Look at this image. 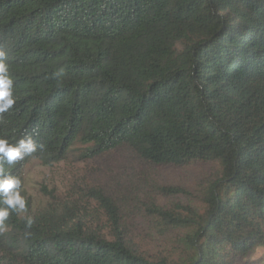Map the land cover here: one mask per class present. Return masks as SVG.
<instances>
[{"label":"trees","instance_id":"16d2710c","mask_svg":"<svg viewBox=\"0 0 264 264\" xmlns=\"http://www.w3.org/2000/svg\"><path fill=\"white\" fill-rule=\"evenodd\" d=\"M0 48L16 100L0 138L44 145L5 165L22 196L28 163L76 145L82 162L127 146L155 166L221 167L202 214L151 206L162 236L180 232L178 259L137 251L116 202L70 184L10 214L0 264H236L258 250L264 264V0H0Z\"/></svg>","mask_w":264,"mask_h":264},{"label":"rangeland","instance_id":"374dc122","mask_svg":"<svg viewBox=\"0 0 264 264\" xmlns=\"http://www.w3.org/2000/svg\"><path fill=\"white\" fill-rule=\"evenodd\" d=\"M84 148L76 145L65 160L51 166L32 160L23 168V197L31 212L47 208L54 195L65 198L70 184L79 185L80 189L101 188L119 206L133 248L153 258L161 255L178 259L180 251L173 243L180 232L162 236L150 213L151 206L162 210L190 207L202 214L203 192L220 176V165L198 161L184 167L155 166L127 146L82 162L79 155ZM166 188L181 192L169 194ZM262 255L263 250H258L251 257L238 259L236 264H260Z\"/></svg>","mask_w":264,"mask_h":264},{"label":"clouds","instance_id":"9594fccd","mask_svg":"<svg viewBox=\"0 0 264 264\" xmlns=\"http://www.w3.org/2000/svg\"><path fill=\"white\" fill-rule=\"evenodd\" d=\"M7 58L6 52L0 48V114L8 112L16 103L13 89V79L9 74L8 64L5 62ZM65 70L63 68L52 73L51 78L57 83L62 79ZM44 150V145H37L32 137L26 136L18 140L15 144H10L7 139L0 138V234L9 230V226L5 223L12 212L26 213L27 202L21 195L20 179L6 174L5 165L12 166L17 161L23 160L25 156H31L37 151ZM34 219L27 216L25 220V229H31ZM25 235H31L29 231Z\"/></svg>","mask_w":264,"mask_h":264}]
</instances>
